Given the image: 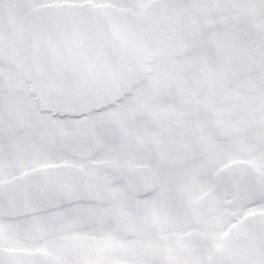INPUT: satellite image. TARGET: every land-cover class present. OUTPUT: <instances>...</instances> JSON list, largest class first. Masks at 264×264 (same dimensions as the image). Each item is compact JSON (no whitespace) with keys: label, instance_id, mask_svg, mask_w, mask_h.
Listing matches in <instances>:
<instances>
[{"label":"snow or ice","instance_id":"snow-or-ice-1","mask_svg":"<svg viewBox=\"0 0 264 264\" xmlns=\"http://www.w3.org/2000/svg\"><path fill=\"white\" fill-rule=\"evenodd\" d=\"M0 264H264V0H0Z\"/></svg>","mask_w":264,"mask_h":264}]
</instances>
